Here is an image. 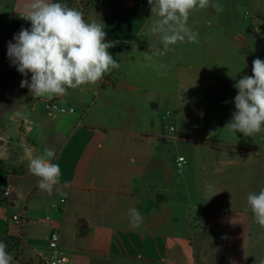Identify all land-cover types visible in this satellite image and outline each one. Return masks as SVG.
I'll return each instance as SVG.
<instances>
[{
	"label": "crops",
	"instance_id": "obj_1",
	"mask_svg": "<svg viewBox=\"0 0 264 264\" xmlns=\"http://www.w3.org/2000/svg\"><path fill=\"white\" fill-rule=\"evenodd\" d=\"M133 1L56 0L103 25L106 42H117L109 51L120 66L96 84L48 100L24 94L7 55L14 35L31 27L10 20L29 0H0V241L13 264L59 255L65 264H261L264 228L247 196L264 188V144L232 139L240 134L225 127L234 98L202 92L209 83L236 96L234 84L252 75L254 59L264 60V0H212L222 12L209 6L211 13L195 10L188 19L199 42L179 43L163 56L150 55L163 45L151 32L148 0L139 9ZM242 4L249 10L238 20L235 7ZM207 16L219 30L203 29ZM51 103L73 111H51ZM165 109L174 113L170 143L161 137ZM26 145L35 155L55 152L62 175L51 195L30 173ZM242 149L254 158L239 159ZM177 154L187 160L179 178ZM132 208L139 227L130 224ZM13 215H26V225L11 222ZM52 230L59 235L55 251L47 243Z\"/></svg>",
	"mask_w": 264,
	"mask_h": 264
},
{
	"label": "clouds",
	"instance_id": "obj_2",
	"mask_svg": "<svg viewBox=\"0 0 264 264\" xmlns=\"http://www.w3.org/2000/svg\"><path fill=\"white\" fill-rule=\"evenodd\" d=\"M148 4L153 21L151 32L163 45L162 49L151 48V56H163L173 50L172 46L185 41L199 42L198 34L188 26L193 11L209 6L218 13L223 11L222 5L212 0H148ZM22 18L31 27H22L14 35L15 42L8 43L7 55L19 73L25 77L31 74L30 82L25 78L20 83L31 95L48 100L63 97L69 89L83 90V86L96 84L119 68V62L109 51L117 42H106L103 25L87 21L76 7L56 0H29ZM234 87L238 90L233 101L235 111L225 127L246 137L264 132V60L254 59L252 75H244ZM34 153L33 147L25 146L28 169L39 178L38 187L51 195L62 175L60 165L53 162L55 152L45 149L39 155ZM205 191L213 193L214 186L207 185ZM247 204L255 222L264 228V188L250 192ZM129 219L132 227H139L141 216L137 209L129 210ZM0 264H13V256L3 241H0Z\"/></svg>",
	"mask_w": 264,
	"mask_h": 264
},
{
	"label": "built area",
	"instance_id": "obj_3",
	"mask_svg": "<svg viewBox=\"0 0 264 264\" xmlns=\"http://www.w3.org/2000/svg\"><path fill=\"white\" fill-rule=\"evenodd\" d=\"M141 5H142V0H134L131 7L132 9H139ZM22 16L23 14H18V15L12 14V16H10V20L24 21ZM49 108L51 111H56V110L60 112H65V111L72 112L73 111L72 108L66 110L65 108L58 107L54 103H51L49 105ZM159 121H160L161 130H162L164 137L173 139L175 137V131H176L173 111L169 109H165L164 111H162L161 114L159 115ZM186 167H187L186 158L182 155L176 156L174 159V171L176 175L181 176L184 173ZM9 191L10 189L6 188L4 191V196L9 195ZM61 202H63V200H61ZM27 220L28 219L26 215H13L11 217V222L18 225L21 228H23L26 225ZM58 242H59L58 232L56 230H52L48 234V237H47L48 247L51 250L55 251L58 248ZM66 261L67 259L65 256L59 255L53 259L45 260L44 264H65Z\"/></svg>",
	"mask_w": 264,
	"mask_h": 264
},
{
	"label": "rangeland",
	"instance_id": "obj_4",
	"mask_svg": "<svg viewBox=\"0 0 264 264\" xmlns=\"http://www.w3.org/2000/svg\"><path fill=\"white\" fill-rule=\"evenodd\" d=\"M207 9V12L211 13L213 11V9L211 7H208L206 8ZM249 10V7H247L246 5H237L235 7V12H236V16L238 18V20H240L243 15L245 14V12ZM213 19V18H212ZM212 19L210 17H206L205 20H204V23H203V29L207 32L209 30H219V23L217 22H212ZM215 71L213 70V73ZM212 73V70L210 69H206L204 71V74L206 77H208L210 74ZM219 78H223L224 76V71L223 70H220L219 72ZM230 93V94H229ZM234 94L229 92V86H211L209 83L208 84H205L203 86V92H202V98H234ZM232 106L233 107V103L231 102ZM228 106V105H227ZM164 111V110H162ZM161 137L164 141H166L167 143H170L172 142L173 139H169L167 137H164L163 133H161ZM230 137L234 140H241V139H244V138H248L247 140L248 141H251L252 144H264V132H261V133H258V134H255L253 135L252 137H246L244 136L243 133H240V134H232L230 135ZM251 138V139H249ZM254 151H250L249 150H241V152H239V159H244V157H247L250 158V157H253L254 158ZM262 153H264V150H262ZM174 154V152H173ZM178 155H181V154H177L176 156ZM184 156V155H182ZM185 157V156H184ZM175 159V158H174ZM247 161V160H246ZM175 172V171H174ZM175 176L176 178H179L180 176H177L176 173H175ZM262 236H264V231L263 233L261 234ZM261 236V237H262ZM260 237V238H261Z\"/></svg>",
	"mask_w": 264,
	"mask_h": 264
},
{
	"label": "trees",
	"instance_id": "obj_5",
	"mask_svg": "<svg viewBox=\"0 0 264 264\" xmlns=\"http://www.w3.org/2000/svg\"><path fill=\"white\" fill-rule=\"evenodd\" d=\"M20 75H21V79L22 80L25 79V78H27L29 80V82H30V78H31V74L30 73L28 74L27 77L23 76L21 73H20ZM24 94L26 96H28V97L30 96L29 89L27 87L24 88Z\"/></svg>",
	"mask_w": 264,
	"mask_h": 264
}]
</instances>
